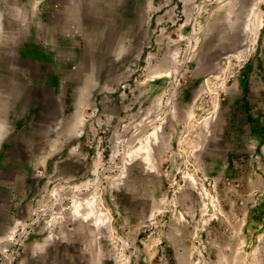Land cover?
I'll return each mask as SVG.
<instances>
[{
  "label": "rangeland",
  "instance_id": "rangeland-1",
  "mask_svg": "<svg viewBox=\"0 0 264 264\" xmlns=\"http://www.w3.org/2000/svg\"><path fill=\"white\" fill-rule=\"evenodd\" d=\"M0 264H264V0H0Z\"/></svg>",
  "mask_w": 264,
  "mask_h": 264
}]
</instances>
